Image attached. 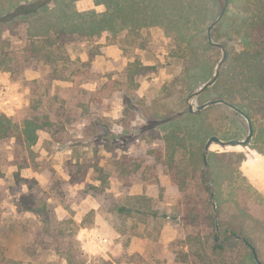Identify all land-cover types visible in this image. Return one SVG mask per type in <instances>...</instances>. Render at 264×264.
<instances>
[{
  "label": "rangeland",
  "instance_id": "obj_1",
  "mask_svg": "<svg viewBox=\"0 0 264 264\" xmlns=\"http://www.w3.org/2000/svg\"><path fill=\"white\" fill-rule=\"evenodd\" d=\"M182 1L186 6H193V10L175 7L167 12L196 14V18L190 17L189 21L194 45L200 53L195 62L197 77L194 78L195 86L200 89L216 72L223 55L222 49L208 40V26L219 15L221 0ZM244 4V0L229 1L226 16L212 30L214 42L224 44L214 39V35L223 32L219 24L227 17L244 14ZM39 5L27 8L36 11ZM73 5L79 11L102 13L107 9L104 3L97 4L96 0H74ZM171 5L174 7L172 2ZM38 14L24 22L17 18L12 23L0 25V113L18 123L34 112L46 113L54 124L38 132V141L31 149L25 148L16 138L0 142V251L11 261L18 259L23 264H66L53 249L58 245V236L41 234L39 230V227L44 229L42 221L45 222L50 214L35 215L21 205L23 193H33L47 200L48 211L54 218L49 217L53 220L51 234L69 233L75 246L81 245L85 250L87 264H105L104 260L115 264H190L181 261L182 251H187L188 246L179 243L185 238L180 223L141 224L140 234L128 237L127 233H121L116 222L111 223L108 212L114 200L144 192L157 196L160 186L172 187L167 192L165 204L169 212L174 213V208L181 205L178 188L173 187L172 173L162 163L156 167L153 156L158 155V150L152 156L148 151L163 145L162 133L158 131L159 137L152 138L149 128H143L148 121L146 115L159 107L152 106V100L160 94L162 86L182 70L181 59L173 55L177 45L174 22L148 20L145 21L147 26L139 27L128 21L116 34L105 31L91 42L73 39L71 42L80 44V57L92 59L91 70L95 73H80V77L61 80L53 79L52 71L45 68V52L42 57L33 51L31 43L39 40L41 35L37 32L45 28V10ZM137 60L151 67L131 82L126 69ZM212 96L208 93L199 100L190 95L188 102L196 110L201 105L199 102L203 104ZM38 102L41 104L36 109ZM173 102V106L179 104ZM236 111L237 116L228 119L226 127L231 134L237 135L235 139L244 140L249 134V123ZM208 113L205 119L210 126L212 120L220 118V111ZM256 135L254 125L248 144L223 146L214 142L209 152L242 154L241 172L264 190L260 178L251 176L252 172L264 173L261 150L264 145ZM209 136L204 135L203 143ZM125 154L148 158V164L155 169L149 171L150 177L158 176L159 184L151 183L153 180L145 183L142 178L149 173L130 175L122 170L120 165ZM229 159L224 155L214 159V166L224 176L231 172ZM96 168L103 169L106 183L99 179L101 172ZM130 182L132 184L128 185ZM59 220L66 221L60 224Z\"/></svg>",
  "mask_w": 264,
  "mask_h": 264
},
{
  "label": "trees",
  "instance_id": "obj_2",
  "mask_svg": "<svg viewBox=\"0 0 264 264\" xmlns=\"http://www.w3.org/2000/svg\"><path fill=\"white\" fill-rule=\"evenodd\" d=\"M28 1L0 0V25L12 23L17 18L24 22L31 15L37 16L45 10V28L37 32L44 39L38 36L39 40L31 44L37 55L44 57L45 52V68L49 67L48 70L52 71L53 79L70 80L80 77V73H95L91 70L92 59L83 60L80 57V44L71 42L73 39L91 42L100 38L105 31L116 34L128 21L139 27L147 26L145 21L148 20L155 23L167 20L174 22L177 45L173 49V55L181 59L182 70L173 80L165 83L160 94L152 100L151 105L159 107L146 115L148 121L143 128H149L152 138L159 137L158 131L162 133L160 140L163 145L151 147L148 151L152 156L155 150H158V155L153 156L156 167L158 163H162L172 173L173 187L178 188L181 205L174 208V213L168 211L165 205L166 196L172 187L160 186L157 196H151L148 192L128 194L123 199L111 203L108 210L111 223L114 225L116 222L123 231L121 233H127L128 237L139 235L141 224L163 225L161 221L180 223L185 230V238L180 239L179 243L188 246L187 251L181 250V261L190 264H257L244 239L255 245L264 263V190L256 187L241 172L240 164L244 156L234 152H209L208 167L204 165V135L209 134V138L216 135L223 140L236 138L237 135L229 132L226 123L230 118L235 119L238 113L224 103L214 104L199 113L190 111L188 98L199 90V87L195 86L197 81L194 78L197 77L195 62L200 53L194 45L189 21L190 17L196 18V14H174L167 11L176 8L190 11L193 6H186L182 0H96L97 4L104 3L107 6L106 11L97 13L95 10H77L73 5L74 0ZM224 1H219L220 9ZM244 2V14L227 17L228 21L219 24L223 32L218 36L214 35L215 41H222L228 51L217 80L195 96L200 100L211 93V100L224 99L245 111L256 127L258 140L264 145V0ZM36 3H40L39 9L29 11L27 7ZM74 53L77 54L75 58L72 57ZM150 67L137 60L127 67L126 72L131 82H134L137 76L145 73ZM173 101L179 104L173 106ZM40 104L41 102H38L36 109ZM212 110H219L220 118L212 120L211 125L207 126L205 117H208V112ZM151 115L153 118H150ZM258 123L261 126H258ZM53 125V120L46 113L34 112L21 123L0 113V142L16 138L25 148L31 149L38 141V132L52 128ZM261 150L264 153V148ZM222 155L228 156L231 161V172L225 176L214 166V159ZM147 160L144 156L125 154L120 167L130 175L149 173L155 169ZM96 171L101 172L99 179L106 183L107 175L103 169L96 168ZM150 175L151 172L149 176H143L145 183L153 180L151 183L159 184L160 178ZM131 184L130 182L128 185ZM212 191L215 192L216 210L211 198ZM20 201L24 210L35 215L50 214L45 218V222L42 221L44 229L39 227V230L41 234L58 236V245L53 249L61 260L66 264H87L85 250L81 245L75 246L69 233L61 231L59 234H51L54 218L48 211L47 200L33 193H23ZM130 219L132 221H129ZM59 221L61 224L66 220ZM176 260L179 261L177 255ZM10 261L5 252L0 251V264H9ZM13 261L10 263L23 264L18 259ZM104 261L105 264H115L109 260Z\"/></svg>",
  "mask_w": 264,
  "mask_h": 264
},
{
  "label": "water",
  "instance_id": "obj_3",
  "mask_svg": "<svg viewBox=\"0 0 264 264\" xmlns=\"http://www.w3.org/2000/svg\"><path fill=\"white\" fill-rule=\"evenodd\" d=\"M228 5H229V0H225V3L223 5V7L221 8V11H220L219 15L208 26V40H209V43L211 45H213V46H217V47L222 49V51H223L222 58H221L220 62L218 63L217 70H216L215 75L213 76V78H211V80L206 82L199 90L194 92L192 95H197V94L202 93L203 91H205L209 86H211L217 80V78L219 76V73H220V71L222 69V66L225 63L226 59H227L228 51H227L226 45L213 41L212 30L222 20V18L224 17V15H225V13L227 11ZM216 103L227 104V105L235 108L236 110H238L241 114H243L247 118L248 123H249V134L247 135V137L244 140L235 139V138L229 139V140H223V139H221L220 137H218L216 135H212L207 140V142L205 144V147H204L203 161H204L205 167H208V152L210 150V146H211L212 143H214V142L215 143H219V144H221L223 146H228V145H246V144L249 143V141L251 140V138L253 136V133H254L253 121L249 117V115L245 111L237 108L236 106H234L233 104L229 103L228 101H226L224 99H212V100H209V101L199 105L196 110L194 109L192 104H189V108H190L191 112L199 113L202 109H204V108H206V107H208L210 105L216 104ZM211 198L213 200L214 210H216L217 204L215 202V192L214 191H212V193H211ZM216 218H217V220H219L217 213H216ZM218 229H219V225L217 226V230ZM217 239H218V237H217ZM244 241L251 248L253 256H254L257 264H264L262 262V260L260 259V257H259V253H258L257 248L255 247V245L252 244L251 242H249L247 239H244Z\"/></svg>",
  "mask_w": 264,
  "mask_h": 264
},
{
  "label": "crops",
  "instance_id": "obj_4",
  "mask_svg": "<svg viewBox=\"0 0 264 264\" xmlns=\"http://www.w3.org/2000/svg\"><path fill=\"white\" fill-rule=\"evenodd\" d=\"M251 176L252 177H255V176L259 177L260 180L264 183V173H262V174L259 175L257 173L252 172Z\"/></svg>",
  "mask_w": 264,
  "mask_h": 264
}]
</instances>
